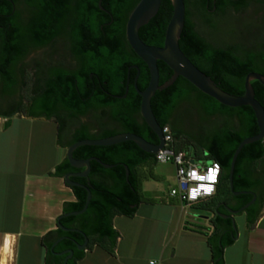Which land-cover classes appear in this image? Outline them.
<instances>
[{
	"label": "trees",
	"instance_id": "16d2710c",
	"mask_svg": "<svg viewBox=\"0 0 264 264\" xmlns=\"http://www.w3.org/2000/svg\"><path fill=\"white\" fill-rule=\"evenodd\" d=\"M101 0H0V117L11 119L15 112H23L24 116L29 118H44L52 121L53 109L61 105L63 110L71 118H77L85 113L89 108L82 106L80 100H65L62 93H66L68 88L74 93V86L67 73L56 70L55 75L60 84L50 87V90L43 95L36 106H28L33 101L32 80L29 73V65L23 71L26 77L21 84L14 78L16 65L24 59L31 51L32 47H44L57 42L59 38L67 39V44L71 46L72 53L76 60L83 66L79 73L73 76L87 77L89 72L96 71L97 74L107 81L109 86H105V91L111 92V86L120 80H127L129 66L136 65L140 69L132 72V81L135 83L138 77L137 85L140 90H145L150 81V73L146 64L137 57L132 49L129 48L126 39V24L132 10L136 7L138 0H102V7L107 10H101L99 3ZM13 2L16 4H26L28 6V21L21 23L20 14L14 12ZM264 6V0H261ZM237 11L241 8L236 7ZM172 5L169 0H163L161 9L157 16L151 22L143 27L139 34L144 43L150 46L163 47L167 25L172 16ZM101 25H104V31L101 33ZM187 34L188 43L180 44L181 50L194 64L192 56L199 49L204 48V44L193 33V27L189 20L183 33ZM183 35V34H182ZM66 36V37H65ZM97 46L103 47L102 57H97ZM234 48L226 52L217 51L212 58V63L216 64V74L226 75L223 83L212 79L222 90L235 95L244 94V85L246 76L249 73L256 72L264 76V51L262 52L261 62L257 63V55L247 53L242 61L233 54ZM264 50V46H263ZM160 85L167 82L172 71L164 63L159 62ZM31 75H34L33 68ZM207 76H210L208 70H203ZM33 81V80H32ZM255 90L256 99L264 107V85L257 81L252 82ZM193 91L199 92L198 100L201 103L203 111L207 116L218 112H229L230 115H238L241 118L240 128H233L229 123L222 129H215L212 134L189 138L185 132L173 126L172 120L175 117L176 110L180 102L190 99ZM24 93L20 97L15 107L7 109L3 107L4 101L11 96ZM55 95V96H54ZM8 97V98H7ZM27 99V100H26ZM132 100L136 104V111H139L141 99L136 90L133 92ZM26 101V103H25ZM15 103V102H14ZM109 103L108 99L97 100L94 104ZM94 106V107H95ZM152 109L160 126H168L175 140V149L177 151H186L189 155L192 152L196 157L210 159L221 166V177L216 187V192L208 202L202 207L206 210H213L219 203H231L234 196L230 188V170L233 156L240 143L246 138L258 134V128L254 113L249 107L228 108L219 104L214 99L206 96L197 90L193 85L183 78H179L173 86L168 89L157 92L152 99ZM115 120L120 121L125 132L137 134L148 142L158 144L157 136L146 125L145 122H139L133 118L125 109L115 111L113 114ZM8 120L7 122H9ZM58 126V141L60 142L63 127ZM118 134L116 132H103L99 135H91L85 128L77 132L75 139L68 144V147L87 138H107ZM192 135V134H191ZM186 145L188 148H186ZM191 147L193 148L191 150ZM77 159L98 158L102 163L112 165L106 169L97 161L91 163L90 182L92 187V200L86 213L77 217L58 219V225L65 228H78L82 230L88 239L86 250H78L75 242L83 244L85 238L77 233H67L58 228L57 232L50 233L43 238L42 242L46 249V264H64L67 255L59 256L52 252L53 244H48L47 240L57 235L58 240L70 236L60 242L54 252H64L73 250L74 257L68 261V264H80L86 251L98 246L113 254L119 237L114 229L113 220L116 216L135 217L141 204L149 202L143 196L141 187V168L149 162L158 163L155 155H150L139 149L134 143L126 142L110 147H91L84 146L74 152ZM264 164V141L245 146L236 162L234 182L235 189H249L255 185L252 180V173ZM125 166L130 170L127 178ZM72 170L67 159L57 166L56 175L65 177L66 173ZM82 183L86 184L85 180ZM77 202L67 205L64 214L72 211H80L84 208L87 192L82 188H72ZM252 197L240 199L239 206L249 202ZM264 204V195L260 207L255 210L249 220V224L257 221ZM217 227L218 224L213 222ZM219 230L209 237L208 243L212 250V263L225 264L223 251L231 245L237 236V232L229 234L221 239Z\"/></svg>",
	"mask_w": 264,
	"mask_h": 264
},
{
	"label": "crops",
	"instance_id": "0c3cea01",
	"mask_svg": "<svg viewBox=\"0 0 264 264\" xmlns=\"http://www.w3.org/2000/svg\"><path fill=\"white\" fill-rule=\"evenodd\" d=\"M0 122L4 123L0 136L9 135L18 157L15 165L0 171V264H46L42 240L57 232L65 208L77 202L64 177L55 174L67 159L69 147L58 141L54 120L23 115L0 117ZM43 134L53 160L47 163L38 158L32 165L34 143L40 144ZM146 193L143 190L149 202L139 206L135 217L114 218L119 234L114 253L94 246L80 264H213L208 239L214 227L210 211L202 207L209 199L187 206L171 196L168 202L161 195ZM245 223L247 236L240 244L242 237L237 233L224 249L225 264H264V204L257 221L249 224L245 219ZM57 240L53 235L47 243Z\"/></svg>",
	"mask_w": 264,
	"mask_h": 264
},
{
	"label": "flooded vegetation",
	"instance_id": "af4514ba",
	"mask_svg": "<svg viewBox=\"0 0 264 264\" xmlns=\"http://www.w3.org/2000/svg\"><path fill=\"white\" fill-rule=\"evenodd\" d=\"M26 0H22L25 2ZM141 0H138V3ZM137 3V4H138ZM163 3V2H162ZM186 4V20H189L193 27V33L202 41L204 44V48L202 50L196 51L192 56L194 60V65L198 69L208 70L212 79L218 81L219 83H223L224 77L226 75H218L216 74V64L212 63V58L217 51L226 52L228 49L234 48L233 54L234 56L243 62L246 58L247 53H251L253 55H257V63L261 62L262 52L264 46V34L261 33L260 30L253 31V34L250 36V40H247L245 34L243 39L240 42H235L232 40H224L221 37L225 35L224 32L221 31V26L230 20L229 15H239L245 14L247 10L252 5H260L263 6L261 0H185ZM137 6V5H136ZM162 6V5H161ZM14 12H18L20 14L21 23H27L28 21V12L26 11L28 6L25 4H16L13 2ZM99 7L101 10L105 9L102 7V4ZM236 7L241 8V11H237ZM135 9V8H134ZM133 9V10H134ZM161 9V8H160ZM132 10V11H133ZM107 12V10L105 11ZM109 13V12H107ZM132 13V12H131ZM129 19V18H128ZM151 22V21H150ZM104 31V25H101V33ZM228 36L232 37V33H228ZM66 37V36H65ZM234 39V38H231ZM67 39L59 38L57 42L50 44L44 47H32L31 51L21 60L15 67L14 70V78L18 83H23L26 79L24 75V70L26 69V65H29V60L32 58V67L34 71L33 75V85H32V95L33 101L30 104L26 105L36 106L38 105L39 99L45 95L47 91L50 90L51 86L62 83L63 81L59 80V78L55 75L56 70L67 73L70 79H72L70 83L74 86V93L71 88H68L66 93H62L63 98L65 100H73V98H77L80 100V104L82 106H86L89 109L80 114L77 118H71L67 114V110H63L61 105H57L56 108L53 109L54 115H52V119L61 124L63 127L61 142L65 144H70L80 130L87 129L90 134L99 135L103 132H116L118 134L128 133L125 132V128L123 124L115 120L113 118V114L115 111H120L121 109H125L129 115L133 118H137L139 122H144L143 117L141 115V110L136 111V104L132 100L133 92L136 90L135 84L132 81V72L135 69H139L136 65H130L127 80H120L118 83L111 86V92L105 91V86H109L108 82L103 81V79L97 74L96 71L89 72L88 76H73L72 74L79 73L83 66L76 60L75 56L72 53L71 46L67 44ZM188 43V38L185 33H183L182 38L180 40V44ZM128 44V41H127ZM129 46V44H128ZM97 57H102V46H97ZM130 48V46H129ZM50 50L49 60L40 61V59H36V53L43 50ZM131 49V48H130ZM64 51L66 54V61L55 62L52 60L53 56L57 55L60 51ZM33 54L35 59H33ZM53 54V55H52ZM202 71V70H201ZM205 73L204 71H202ZM256 73V72H255ZM140 75V69L138 73V77ZM136 77V78H138ZM247 77V76H246ZM136 80V79H135ZM138 81V80H137ZM138 86V85H137ZM142 91V90H141ZM137 93V91H136ZM139 96V94L137 93ZM24 96V93H19L11 96V98L6 99L4 101L3 107L7 109H11L15 107L17 101L20 100V97ZM55 96V95H54ZM140 97V96H139ZM199 92L193 91L189 100L185 102H180L177 107L175 117L172 120L173 126L182 132H189V134L197 136L201 138L203 135H207V133L212 134L215 129H222L227 124H231L233 128H240L241 118L238 115H230L229 112H218L214 115L207 116L203 111L201 103L198 100ZM8 98V97H7ZM101 99H108L109 103L98 104L95 106V102ZM141 99V97H140ZM15 102V103H14ZM141 104V102H140ZM95 106V107H94ZM20 112V111H19ZM15 112L17 116H23L24 113ZM204 118L202 121L213 120V127H200L195 128L190 126L191 120L194 118ZM195 129H197L195 131ZM117 135V134H115ZM87 139H100V138H87ZM70 147V146H69ZM77 159V158H76ZM91 159V158H90ZM98 159V158H96ZM82 160V159H79ZM99 160V159H98ZM100 161V160H99ZM102 163V161H100ZM92 163V162H91ZM104 164V163H103ZM108 165V164H104ZM112 166V165H108ZM72 168V167H71ZM84 169L77 170L72 168L66 175L69 174H78L83 172ZM92 171V170H91ZM65 175V176H66ZM89 174V180H90ZM70 180L74 183L86 185L82 183V178L71 177ZM252 180L255 185L249 189H235L234 185V193H239L238 196H234V201L227 203H219L217 206L210 211L212 217V224L214 227V231L219 230L223 237H226L229 234H234L237 231L233 229V219L236 222V218L239 215H236L235 212L241 209L242 207L249 204L254 196H256V201L252 204L246 211L243 212L245 219L248 221L249 216L257 210L261 205V200L264 195V164L259 168L253 171ZM87 183V180H85ZM246 197H252V200L249 202L243 203V206H239V200ZM213 222H216L218 226L216 227ZM69 230H75L83 232L78 228H66ZM74 233L72 231H67V233ZM78 233V232H77ZM65 238L70 239V236H65ZM77 243V242H75ZM79 245H83L78 243Z\"/></svg>",
	"mask_w": 264,
	"mask_h": 264
},
{
	"label": "water",
	"instance_id": "95a60500",
	"mask_svg": "<svg viewBox=\"0 0 264 264\" xmlns=\"http://www.w3.org/2000/svg\"><path fill=\"white\" fill-rule=\"evenodd\" d=\"M172 5V16L166 28L165 41L163 47H156L147 45L140 38V30L147 26L152 19H154L160 11L163 0H141L132 13L129 16V19L126 24V39L130 48L133 52L140 58L148 67L150 73V81L147 88L141 91L137 84H135V88L139 96L141 97L140 110L141 115L143 117L146 125L152 130V132L157 136L159 143L153 144L148 142L143 137L134 134V133H121L111 137L103 138V139H85L81 140L73 145H71L67 150V161L69 165L77 170L84 169L83 172L78 174H69L64 177L65 183L71 188H82L87 192V199L85 206L80 211H72L62 215L63 218L69 217H77L83 215L87 212L89 205L92 200V187L91 182L89 180V174L91 172V162L97 161L101 163L96 158L91 159H76L74 157V152L84 146L91 147H110L126 142L134 143L139 149L143 152L150 155H157V153L163 149L164 147V135L162 131V127L158 123L156 116L152 109V99L155 97L157 92L164 91L169 87L173 86L174 83L179 79L183 78L188 81L191 85H193L197 90L206 96L214 99L219 104L228 107V108H242L249 107L252 109L256 123L258 128V134L246 138L243 140L238 148L235 151L233 156V160L231 163L230 170V188L232 194L238 196L239 193H234V174L236 162L240 153L242 152L245 146L258 143L264 141V107L263 105L256 99L255 90L252 86L253 81H257L264 85V76L259 73H249L245 79L244 85V94L242 96H235L229 94L222 90L211 77L207 76L200 69H198L190 59L184 54L180 47V40L182 38L183 31L186 25V4L185 0H169ZM102 0L100 1V5ZM164 63L169 69L172 71L171 78L165 82L163 85H160V72L158 63ZM138 73L139 69L137 68ZM138 78H136L135 82L137 83ZM17 114H14L13 117H16ZM3 118V117H1ZM104 168L110 169L113 166L104 165L101 163ZM127 178L130 175V170L127 166H125ZM71 177L82 178L87 180L86 185L74 183L70 180ZM256 201V196H254L253 200L242 207L238 211L235 212L236 215H239L246 211L252 204ZM233 229H236V223L233 219ZM63 231H72L78 232L85 238V242L83 245H79L75 243L78 250H86L88 246V239L84 232L69 230L63 227L62 225H58ZM66 238H60L57 240L53 247L52 252L59 256L67 255L64 264H68V261L74 257L73 250H66L64 252H54V248L62 242Z\"/></svg>",
	"mask_w": 264,
	"mask_h": 264
},
{
	"label": "rangeland",
	"instance_id": "374dc122",
	"mask_svg": "<svg viewBox=\"0 0 264 264\" xmlns=\"http://www.w3.org/2000/svg\"><path fill=\"white\" fill-rule=\"evenodd\" d=\"M230 20L223 24L221 26V31L225 33L221 38L224 40H232L235 42H240L243 39V36L245 34V38L247 40H250L251 34H253V31L260 30L262 34H264V6L260 5H252L247 10L245 14H239V15H229ZM228 33H232V37L228 36ZM228 38V39H227ZM234 38V39H231ZM50 50H43L35 54L37 57L36 59H40V61H46L49 60ZM53 55V54H52ZM34 57V54H33ZM35 59V57L33 58ZM55 62H63L66 61V54L64 51H60L57 55L53 56L52 58ZM32 58L29 60V73L30 77L33 80V74L32 73ZM30 80L29 85L33 83V81ZM27 100V99H26ZM204 118H194L191 121L190 126H193L195 128L200 127H213V120H207L202 121ZM12 121V120H10ZM14 123V122H12ZM4 123L0 122V130L3 129ZM197 129H195L196 131ZM189 138H193V135H190L189 132H185ZM195 137V136H194ZM8 138V139H7ZM12 138V137H11ZM40 144L35 142V146H33V155H32V165L35 164L36 160L38 158L45 160V162H50L53 160V156L49 157L51 155L48 154V150L50 151V147L48 148L47 143V135L43 134L40 136ZM51 144V143H50ZM38 145V148H37ZM14 145H11L9 142V135L8 136H0V171L6 170L7 168H11L12 165H15L16 159V151L14 152ZM42 146V148H40ZM186 148L188 146L186 145ZM193 148L191 147V150ZM15 154V155H14ZM192 158L195 159L196 163L204 166L211 165L212 161L210 159H203L196 157L195 153L192 152ZM50 160V161H49ZM141 187L142 190L147 191L148 194L146 195H161L163 198H166L168 202L170 201V193L173 189H179L178 182H177V173L176 168L171 163H154L149 162L146 165H144L141 168ZM192 212V210H190ZM197 219H195L196 221ZM198 221H200L198 219ZM202 222V221H201ZM236 229L238 236L241 234V243L243 244V239L247 236L246 231V223H245V217L240 216L236 220ZM242 245H239L237 250Z\"/></svg>",
	"mask_w": 264,
	"mask_h": 264
},
{
	"label": "built area",
	"instance_id": "2783aa9c",
	"mask_svg": "<svg viewBox=\"0 0 264 264\" xmlns=\"http://www.w3.org/2000/svg\"><path fill=\"white\" fill-rule=\"evenodd\" d=\"M162 131L164 147L155 156L158 163H171L176 168L179 189H173L171 197L187 206L213 197L221 177V166L215 162L209 166L196 163L186 151L175 149V140L168 126Z\"/></svg>",
	"mask_w": 264,
	"mask_h": 264
}]
</instances>
